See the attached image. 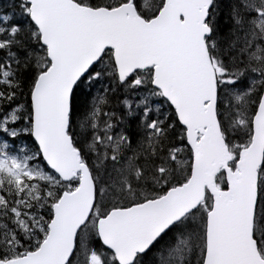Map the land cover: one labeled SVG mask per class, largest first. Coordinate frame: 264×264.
<instances>
[{
  "label": "snow or ice",
  "instance_id": "obj_1",
  "mask_svg": "<svg viewBox=\"0 0 264 264\" xmlns=\"http://www.w3.org/2000/svg\"><path fill=\"white\" fill-rule=\"evenodd\" d=\"M0 264H264V0H0Z\"/></svg>",
  "mask_w": 264,
  "mask_h": 264
}]
</instances>
